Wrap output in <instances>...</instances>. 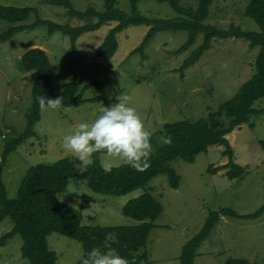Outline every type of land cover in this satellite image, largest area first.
Here are the masks:
<instances>
[{
	"label": "rangeland",
	"instance_id": "obj_1",
	"mask_svg": "<svg viewBox=\"0 0 264 264\" xmlns=\"http://www.w3.org/2000/svg\"><path fill=\"white\" fill-rule=\"evenodd\" d=\"M47 0H0V6L30 7L23 22L0 20V33L17 25H33L37 20L60 25L79 26L84 19L69 17L64 6ZM76 10L93 7L103 9L104 0H69ZM182 6H195L197 0H178ZM250 0H213L206 23L220 28L231 24L243 30L259 31L253 19L245 15ZM116 6L129 12V0H116ZM139 12L149 18H172L177 13L167 2L137 0ZM95 20V19H94ZM115 22L79 35L72 45L68 34L49 32L47 24L15 32L0 41V156L5 143L24 131L26 113L31 104V88L35 71L24 72L21 55L31 47L42 48L52 65V82L59 89L76 83L85 100L78 106H63L61 110H40L32 136L13 150L1 173L7 196L14 198L27 170L38 163H52L71 153L62 148L63 137L71 134L81 122L91 123L106 100L119 102L131 97L128 106L136 109L153 138L154 144L166 141L163 125L180 120L194 121L217 111L231 100L240 86L255 72L258 47L250 48L242 38L212 39L210 47L191 66L179 71L183 61L202 42L203 35L186 51L177 52L185 42L186 31H158L141 51H136L148 26H129L117 34L118 48L111 58L95 56V50ZM91 82H96L86 86ZM101 97V98H96ZM252 108L258 112L247 123L226 134L233 151L232 160L243 167L239 177L230 179L226 171L207 172L209 166L226 164L229 156L223 145L209 146L195 156L192 163L175 159L170 163L180 180L177 188L169 177L160 174L145 187L123 195H108L92 191L85 180L70 178L57 193V199L81 212L82 224L98 226L136 225L139 221L123 214L124 204L144 192L159 201L162 210L152 222L146 245L139 250L147 259L138 264H180L184 245L204 225L211 211L222 208L246 215L264 204V98L255 100ZM219 121L225 126L229 119ZM219 123V122H215ZM215 124V125H217ZM3 135L5 137H3ZM99 164L119 166L125 162L100 153ZM76 164H80L77 160ZM74 165V166H75ZM72 186L77 193H67ZM89 194V195H88ZM63 196V199H59ZM13 224L6 217L0 221V236ZM48 246L57 255V264H77L82 256L81 243L52 232L46 237ZM19 234L0 245V264H32L20 253ZM231 259L250 262L264 260V211L258 218H237L220 215L218 222L197 248L193 264H226Z\"/></svg>",
	"mask_w": 264,
	"mask_h": 264
},
{
	"label": "trees",
	"instance_id": "obj_2",
	"mask_svg": "<svg viewBox=\"0 0 264 264\" xmlns=\"http://www.w3.org/2000/svg\"><path fill=\"white\" fill-rule=\"evenodd\" d=\"M155 1L167 2L177 16L149 18L139 12L137 0H129V12L118 8L116 0H104L102 10H96L93 7L76 10L69 0H47L46 2L64 6L69 17L84 19L85 23L71 27L67 24L60 25L52 21L37 20L33 25H17L0 33V41H5L17 31L31 29L42 23L48 25L50 33L59 30L68 34L74 46L76 38L82 33L97 30L103 25L115 22L95 50V56L101 58H111L114 55L118 48L117 34L129 26L149 27L135 52L141 51L158 31L188 33L185 42L177 49L178 53L186 51L195 43L197 36L202 34V42L183 61L179 71L194 64L210 47L212 39L242 38L249 42L250 48L258 47L254 74L240 86L231 100L222 103L217 111L209 113L207 117L194 121L180 120L165 123L160 132H163L166 141L170 142L165 141L156 146L151 135L152 149L148 157L149 166L145 170L138 171L124 163L111 166L112 171L106 173L98 161L100 153H96L93 156V165L88 166L86 171H81L74 166L77 163L76 159L65 157L52 163H38L30 167L21 181L17 195L9 198L1 180V173L8 155L26 139L36 136L33 127L40 119L41 110L37 97L45 96L51 99L61 97L63 106H78L86 100L82 97V90L74 82L62 89L53 85L52 65L42 48L27 49L20 57V65L24 72L35 71V75L31 88L32 101L26 113V127L23 132L5 143L0 156V221L8 217L13 224L9 231L0 236V245H4L7 240L19 234L22 240L21 256L30 260L32 264H57V255L50 249L46 240L47 235L52 232L76 239L81 243L83 252L77 264H80L81 258L87 257L88 252L93 248L101 247L103 251H108L103 248V241L108 233H115L118 238V242L112 244L111 248L132 264H138L147 259L146 254L139 253V250L146 245L148 234L154 226L152 221L162 210L159 201L150 193L144 192L124 204L123 214L139 221L136 225H84L78 209L57 199V193L66 187L70 178L85 180L92 191L108 195H123L145 187L153 177L160 174L168 175L170 186L177 188L180 177L170 163L175 159L192 163L196 155L206 152L209 146L216 144L225 147L224 154L230 159L226 164L217 167L209 166L207 172L215 174L219 170L229 168L226 174L230 179L239 177L244 172L243 167L232 160L233 151L226 134L242 123H247L250 115L258 112L252 108L253 102L264 98V0H250L245 8V15L255 21L259 31L243 30L233 24L227 28H220L206 23L213 0H197L193 7L182 6L178 0ZM32 10L30 7L0 6V20L23 22ZM94 83L96 82L86 86ZM104 100L107 106L116 103L105 98ZM223 115L229 119L225 126L219 121V117ZM215 122L219 123L215 125ZM259 144L264 150V141H259ZM263 211L264 204L256 212L246 215L227 208L211 211L199 232L182 248L180 264H193L197 248L218 222L220 215L252 219L258 218ZM226 264H264V260L258 263L246 259H231Z\"/></svg>",
	"mask_w": 264,
	"mask_h": 264
},
{
	"label": "clouds",
	"instance_id": "obj_3",
	"mask_svg": "<svg viewBox=\"0 0 264 264\" xmlns=\"http://www.w3.org/2000/svg\"><path fill=\"white\" fill-rule=\"evenodd\" d=\"M130 99L131 97L124 96L119 102L100 107L93 122H81L71 134L63 137L62 148L80 162L78 166L81 171H86L88 166L93 165L94 154L101 152L124 161L138 171L149 166L152 134L146 130L136 109L128 106ZM37 101L43 110L63 108L61 97L51 99L39 96ZM104 171H112L110 163L104 165ZM66 192L81 193L72 186L66 188ZM59 199L62 200L63 196ZM117 242V235L108 233L103 241V248L108 251H103L101 247L93 248L87 257L81 258L80 264H132L111 248Z\"/></svg>",
	"mask_w": 264,
	"mask_h": 264
},
{
	"label": "water",
	"instance_id": "obj_4",
	"mask_svg": "<svg viewBox=\"0 0 264 264\" xmlns=\"http://www.w3.org/2000/svg\"><path fill=\"white\" fill-rule=\"evenodd\" d=\"M215 124H217V123H215ZM75 167H76L77 169H79V166H78V164H76V165H75ZM36 191H37V190H36Z\"/></svg>",
	"mask_w": 264,
	"mask_h": 264
}]
</instances>
